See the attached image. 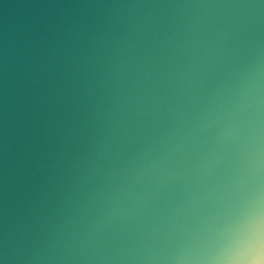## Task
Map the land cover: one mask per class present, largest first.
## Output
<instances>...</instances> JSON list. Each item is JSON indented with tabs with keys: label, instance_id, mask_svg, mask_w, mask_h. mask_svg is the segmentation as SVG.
<instances>
[{
	"label": "water",
	"instance_id": "water-1",
	"mask_svg": "<svg viewBox=\"0 0 264 264\" xmlns=\"http://www.w3.org/2000/svg\"><path fill=\"white\" fill-rule=\"evenodd\" d=\"M0 264H264V0H0Z\"/></svg>",
	"mask_w": 264,
	"mask_h": 264
}]
</instances>
